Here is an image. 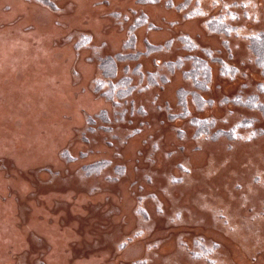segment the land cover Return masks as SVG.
Masks as SVG:
<instances>
[{
	"label": "rangeland",
	"instance_id": "1",
	"mask_svg": "<svg viewBox=\"0 0 264 264\" xmlns=\"http://www.w3.org/2000/svg\"><path fill=\"white\" fill-rule=\"evenodd\" d=\"M23 1L44 4L36 10V22L46 27L55 12L62 9L67 11V8L76 4V0L69 1L71 5L62 8L63 0ZM90 1L92 10L102 12V18L98 22L99 29L90 32L83 30V27L72 26V31L65 38L58 37L53 43L56 45L64 42L68 49L70 41H73L75 53L72 59H84V66L68 69L73 84L82 79L83 73L88 70L86 67L94 64L90 67L92 76L88 84L75 85L72 92L83 96L89 91L93 96L92 102L102 100L103 103L96 110L85 108L91 105L84 103L81 109L76 103L78 109L74 113L70 109L73 101L65 98L58 100L54 94L55 100L50 101H56L57 108L43 107L37 110L40 121L35 125L38 128L34 125L26 130L21 128L24 132L22 135H27L28 132L29 138L16 149L11 148L12 152L21 154L19 159L11 154L8 141L0 142V264H45L46 261L58 263L56 258L59 255L65 257L66 263L74 264L76 257H84L90 249L105 247L107 258L117 260L120 257L117 252L143 235L151 237L145 247L152 251V255L135 254L132 264H152L158 256L162 257L163 264H184L178 254L160 253V247L171 237L190 260L187 264H235L227 258V252L230 253L229 239L231 243L235 240L226 237V234L237 236L245 232L244 229L248 230L241 235L244 241L253 238L252 236L256 238L249 247L255 252L248 257V261L264 264V162L254 169L251 183H245L242 179L235 181L233 188L242 191L238 196L242 207L247 209L246 213L239 210L240 207L232 208L231 203L212 208L208 200L200 208L191 209V206L179 204L184 192L175 198L176 204L170 203L173 204V210L170 211V204L165 203L156 190L139 193L156 182V173L152 168L156 161L155 154L170 131H173L174 137L170 136L168 142L175 138L179 145L165 151L166 160L180 152L189 151L191 154L193 151H200L204 141L217 142L218 138H222L225 140L223 146L231 150L239 148L240 143L253 142L257 145L258 139L264 135L263 112L234 101L237 95L248 96L256 92L260 99H264V92L258 88L259 84L264 85V73L255 63L248 39V35L264 31V0H192L185 10L177 8V4L183 0H172L174 6L167 5L165 0L145 4L130 0L133 4L127 7L121 5V0L118 5H113V0ZM153 6H159L165 11L157 15L160 20L152 15ZM11 8L12 3L6 2L3 10L9 11ZM192 9L195 10V15L188 16ZM141 13L146 14L152 27L144 24L137 28L135 47L129 48L126 42L130 25ZM220 14H224V18L232 25L228 34L212 32L207 28L206 20ZM106 18L110 19L111 24H107ZM59 21L63 25L71 24L69 20L59 19L56 22ZM191 23L197 24L199 29L194 30ZM34 26L30 25L28 30ZM109 26L116 27L122 34L118 37L120 45H112L117 37L110 38L104 33V29ZM156 30L167 31V37L160 41L153 40L150 33ZM183 35H188L194 41L197 46L194 50L186 48L181 40ZM149 44L158 45V48L150 50ZM84 50L89 53L86 57L83 56ZM205 50L212 52V56H208ZM135 52L138 53L135 57L117 59L115 80L124 75L132 76L136 89L125 99H108L100 93L107 86L96 87V81L102 77L101 61L117 57L121 53ZM192 54L206 58L211 65L212 76L208 87L200 91L201 97L210 102L202 107L189 93V114L178 116L181 112L178 90H195L190 78L184 76L185 70L191 65V61L184 58ZM54 56L63 59L64 54L54 52ZM213 57L235 67V73L223 74L220 62ZM177 59H183V66L169 68L167 63ZM138 65L143 73L142 77L133 71ZM97 71V75L93 76ZM150 73H156L159 84L149 83ZM19 74L20 70H17L16 76ZM163 75L168 77L164 83L159 78ZM177 75H180L181 83L175 88L173 96L168 98L164 91ZM85 100L87 101L86 98ZM194 118L210 119V131L198 135ZM246 121V126L239 125ZM23 122L20 123L24 124ZM156 126L162 128L160 134L153 131ZM232 127H235L234 136L217 135L227 134ZM150 129L152 133L145 131ZM60 130H65L63 136L60 135ZM144 131L146 133L143 134ZM36 134L37 141L41 144L35 146L30 138ZM52 137L55 140L61 138L64 140L63 144L55 147L51 143ZM132 138H137L136 148L134 145L127 149ZM76 140L83 143L79 151L74 150L73 142ZM87 144H92V147ZM105 144L107 151L99 150ZM111 149H115L113 153ZM248 150L253 154L252 159L248 157L240 162L245 158L242 159L237 154L236 160L240 162L235 166L237 169L240 170L243 164L252 165L249 161H254L261 154L253 148ZM222 151L218 147L213 152L218 156ZM188 159L174 160L172 169L163 173L170 182V185L159 187L163 195L172 196L174 187L188 180L193 171ZM230 159V155H225L212 174L219 173L220 167ZM101 161L105 163L100 165ZM136 164H143V179L142 183L135 180L130 185L136 186L134 190L137 196L133 195L136 199L131 204L134 205L133 212L137 218L143 221L128 236L115 238L111 228L115 217L123 210V195L119 186L121 180L134 171ZM218 187L217 185L216 188ZM207 196L209 193L200 194L201 199ZM150 199L154 201L153 209L147 203ZM206 212L213 214V223H207ZM123 213L130 224L131 216L128 217V212ZM210 225L212 228L209 229ZM219 225L227 226L226 234L217 229ZM65 227L79 232L72 236L66 232L62 240L66 248L58 249L57 246L61 244L59 234ZM176 227L181 230L175 231ZM119 228L125 230V226ZM114 239L117 241L116 245H109ZM118 261V264H125V261ZM94 264H104V260L100 258Z\"/></svg>",
	"mask_w": 264,
	"mask_h": 264
},
{
	"label": "bare ground",
	"instance_id": "2",
	"mask_svg": "<svg viewBox=\"0 0 264 264\" xmlns=\"http://www.w3.org/2000/svg\"><path fill=\"white\" fill-rule=\"evenodd\" d=\"M69 1L73 0H63L61 2L62 8L70 6L71 4L69 3ZM6 2L12 3V8L9 11L3 10ZM119 2V0H113V5H118ZM91 3L92 2L90 0H76V4L73 7H66L67 11H64L62 9L59 12H55L56 14L51 16V22L46 27L44 26V24L40 26L41 24L36 22V10H39L41 8L40 5L43 6L44 4L40 2L28 3L23 0H0V110L2 111H0V130H2V133H0V142L8 141L10 152H12L11 148L16 149L23 141L26 142L29 138L28 132L27 135H22L24 132L23 130H21V128L24 127L23 129L26 130L32 125L38 128V125L35 124H39L38 121H40V118L37 115V110L39 108H57L58 104L56 103V101H50L55 100V98L53 97L54 94L57 95L58 100H60L59 98H65L70 102L73 101V106H71L70 109L74 113L78 109V107L75 106L76 103L80 105L81 109L83 108V103L89 104L91 106L85 108H89L91 110H96L102 105V100L92 102L93 96L89 94V91L83 96L79 95L78 93L74 95V93L72 92L76 88L75 85H81L82 83H84L85 85L88 84L92 76L90 67H93L94 64L91 65V63H88L91 66L85 68H88V70L83 73L82 79L80 81L77 80L75 84H73V79L71 81L68 69L72 70V68H77L78 65L84 66V59H81V61L80 59H72V55L73 53H75L73 48V41H70L71 43H69L68 49L67 46H65L66 44H63L64 42L56 45L53 43L54 40L58 37L65 38V36L72 31L71 28H73L74 26L83 27V30H89L90 32H93L95 29H99L98 22L102 18V12L98 9L92 10L90 5ZM129 4L132 5L133 2H130V0H121V5L123 7H127ZM152 10V15L157 20H160L158 19L157 15H160V12H165L164 10H161L159 6H153ZM56 19L69 20L71 24H69L68 26L63 25V23H61L60 21L56 22ZM106 21L107 24H111L109 18H106ZM30 25L35 26L30 27L28 30V27ZM191 25H193L194 30L199 29L197 27V24L191 23ZM104 30H106L104 33L110 38L115 36L117 37L115 41H112V45H120L118 44V37L120 38L122 34L116 27L114 28L109 26ZM165 30H156L151 32L150 35L153 40L160 41L167 37L168 33ZM54 52H61L62 54H64L63 59L56 58L54 56ZM83 54V56L86 57L89 54L88 50H84ZM17 70H20V74L18 76H16ZM97 73L98 71L95 72L93 76L97 75ZM6 79L8 80L6 81ZM57 80H60V82H58ZM180 83V75H177V77L164 91L168 98L173 96L175 88ZM85 98L89 103L85 100ZM141 98H143V96H141ZM83 116L84 115H82L80 119L81 121L83 120ZM20 122H23L24 124H21ZM121 130L122 128L120 129V131ZM145 131L152 133L151 129ZM145 131L143 132V134L146 133ZM153 131H155L156 134H160L163 130L162 128H158V126H156ZM64 133L65 130H60L61 136H63ZM170 136L174 137L173 131L167 133L163 144H161V147L155 154L156 161L152 168L156 173V182L148 185L145 190L139 191V193H144L148 190H156L164 199V201H166L165 203L176 204L175 198H178L177 196L181 195V193L184 192V195L182 197L180 196L181 198L179 204L188 205L189 207L191 206V209L200 208V206L204 202L207 203L208 200V203L212 208L225 206L227 203H231L233 205L232 208H234V206L240 207L241 209L239 210L246 213L247 209L242 207L241 199L238 196L242 191H236L233 187L237 179H242L245 183H251L254 169L256 167H259L260 164H263L264 135H262L258 139L257 145H255L253 142L240 143L239 148H234L231 150H228L227 147L225 148L223 146L225 140H223L222 138H218L217 142L204 141L202 150L193 151L191 154L189 153V151L180 152L179 154L173 156L171 159L166 160L164 156L165 151L179 145V141H177L175 138L169 143L168 140ZM220 137L222 136L220 135ZM37 140L38 134L30 138V142L35 146L37 144H41ZM136 140L137 138L131 140L129 142V145L127 146V149L134 145V148H136ZM63 142L64 140H62L61 138L60 140H55V138L52 137L51 143H54V146L57 148L61 146ZM190 143L192 144L191 141ZM82 144L83 143L80 142V140L74 141V150L79 151ZM117 145L122 148L125 147L123 145ZM87 146L92 147V144H87ZM218 147L222 148L223 151L217 156V154L213 151ZM134 148L131 149L132 153L134 152ZM249 148H253L258 152V154H261L256 158L254 157V161H249L252 163V165L243 164L240 170L237 169L236 167L240 164V162H243L248 157L252 159L251 157H253V154L250 153V151L248 150ZM115 149H117V146ZM115 149H111L112 153ZM99 150L107 151L106 144L103 146L101 145V148H99ZM147 153L149 154L150 152L148 151ZM11 154L13 156L15 155L18 159L21 155L16 152H12ZM125 154L127 153L125 152ZM237 154H239L242 159H245L238 162V160H236V156H238ZM225 155H230L232 159H230L227 164L220 167L221 170L219 169V173L221 174H212V171L217 168L218 163L220 164ZM178 158H189L188 161L191 168H193V171L186 182L178 185L177 187L173 186L174 191L172 193V196L163 195L159 191V187L167 184L170 185V182L167 181L163 173L169 168L172 169L174 160ZM142 165L143 164L134 165V171H131L128 177L121 180V184L119 183V189L121 194L123 195L121 196L123 210L121 214H118L115 217L114 226L111 228V232L115 235V238L128 236L132 232L133 228H136V226L139 227V225L143 221L137 218V216L133 212L134 205L132 206L131 203H135L136 198H134V196L136 195V193L134 189L136 186H130L131 183L135 180L142 183ZM218 179L220 182H218ZM217 185L219 186L218 188H216ZM185 188L186 190H184ZM201 193H209V196H207L205 199H201ZM150 200L151 201H148L147 203L149 207L153 209L154 201L152 199ZM192 201H194V204H192ZM173 204H170L168 207L170 211L173 210ZM123 212H128V217L131 216L129 218L131 221L130 224L127 222V219L125 218ZM206 215L207 223H213V214L206 212ZM187 220L189 222V219ZM124 226L125 230H120L119 227L123 228ZM198 226L200 227V225ZM208 228H212L211 225ZM217 229L223 231L225 234L227 233V226L224 227L223 225H219ZM179 230H181L180 227L175 228V231ZM244 230L245 232L237 234V236L226 234V237H230L235 240L231 243V239H229L230 253L227 252V258L229 262L233 260L235 264H257L256 262L248 261V257L255 252V250L251 251L249 249L251 244H254L255 237L252 236L253 238L244 241L242 236L248 231L247 229ZM66 232L68 233V235L72 236L77 234L79 231H74L73 228L66 227L65 229H61V233L59 234L58 238L61 244L57 246L58 249L66 248L65 243L62 242V240L66 236ZM106 232L108 233L109 231L107 230ZM150 239L151 237L148 238L147 235L136 238L124 250H122L121 252H117V254L120 255L118 259L122 260V262L125 261V264H132L134 262L135 254L146 256L152 255V251H148L145 247L146 243ZM172 239L173 238L171 237L167 242H165V244H163L162 247H160V253L178 254V257H180V259L182 258L184 264L189 263L190 260L187 258L185 252L181 251L178 248L175 240ZM116 242V239H114L108 244L115 246ZM105 249H90V252L84 257H76L74 259V264H94L96 260L100 258L104 260V264H118V259L115 260V258H107V256L105 255ZM56 260L58 261V263H53V261L52 263L50 261H46L45 264H70L66 263L65 257L62 255L57 256ZM152 264H163L162 257L158 256V258L152 261Z\"/></svg>",
	"mask_w": 264,
	"mask_h": 264
},
{
	"label": "trees",
	"instance_id": "3",
	"mask_svg": "<svg viewBox=\"0 0 264 264\" xmlns=\"http://www.w3.org/2000/svg\"><path fill=\"white\" fill-rule=\"evenodd\" d=\"M161 0H138L139 3L145 4V3H157ZM167 5L174 6V2L172 0H165ZM192 3V0H183L182 2L177 4V8L179 9H187L189 8L190 4ZM195 10L192 9L188 13V16L195 15ZM224 14H220L218 16H211L206 20L207 28L216 33H229L231 29V24L224 18ZM147 24L148 26L152 27V23L147 20V16L145 13L139 14L135 18V21L133 24L130 25L129 30V37L126 42V46L129 48L135 47L136 42V30L140 26ZM248 39L250 41V48L254 54V60L255 63L261 68L262 72L264 73V31H258L254 34L248 35ZM181 40L186 46V48L190 50H194L197 46L194 44V41L188 36L183 35L181 36ZM158 46V45H157ZM156 45L149 44V49L152 50L153 48L157 47ZM158 48V47H157ZM208 56H212V52L205 50ZM138 53H121L117 57H108L101 61V73L102 77L99 78L96 81V87L102 88L104 85L107 86V89L100 90V93L105 95L108 99L114 100L115 98L125 99L128 96L132 94V92L136 89V86L132 83L133 79L132 76H123L122 78L115 80L117 75V59L125 58V57H135ZM185 60H190L191 65L188 69L185 70L184 76L187 78H190L192 81L195 90L188 91L185 89L180 88L177 92L178 96V103L181 108L180 115L178 116H186L189 114L188 110V102L187 97L188 94L191 93L192 97L198 105L204 106L206 102H210L209 100L201 97L200 91L206 90L208 87V84L210 82L211 76H212V70L211 65L208 62L206 58H203L197 54L187 55L184 58ZM217 61L220 62V69L223 74H233L235 73L236 69L235 67L227 64L226 62H223L220 58H215ZM184 62L183 59H177L175 61L168 62L167 65L169 68H175L183 66ZM140 66H136L134 73L143 76V73L139 70ZM158 76V75H157ZM161 82H166L168 77L167 76H161L159 77ZM149 83L151 84H159V81L157 80L156 73H150L149 74ZM261 92H264V85L259 84V87ZM197 90V91H196ZM235 102H239L240 104L250 107L256 110H260L264 114V99H260L259 93H253L248 96H242L237 95L234 98ZM194 122L197 123V134L201 135L202 133H208L210 131V119H197L194 118ZM248 122H241L239 125L246 126ZM234 129L235 127H232L227 131L228 133H219L217 135H227L229 137L234 136ZM229 134V135H228ZM72 157V156H71ZM105 161H101V164H104ZM95 168V166H92V168Z\"/></svg>",
	"mask_w": 264,
	"mask_h": 264
},
{
	"label": "crops",
	"instance_id": "4",
	"mask_svg": "<svg viewBox=\"0 0 264 264\" xmlns=\"http://www.w3.org/2000/svg\"><path fill=\"white\" fill-rule=\"evenodd\" d=\"M74 157H75V156H74ZM74 157H73V158H74Z\"/></svg>",
	"mask_w": 264,
	"mask_h": 264
}]
</instances>
